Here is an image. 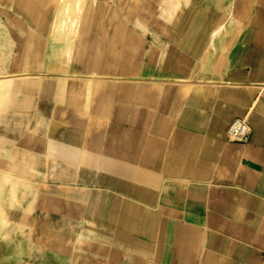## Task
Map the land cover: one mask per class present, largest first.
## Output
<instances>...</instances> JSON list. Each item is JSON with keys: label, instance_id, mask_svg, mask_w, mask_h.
<instances>
[{"label": "crops", "instance_id": "1", "mask_svg": "<svg viewBox=\"0 0 264 264\" xmlns=\"http://www.w3.org/2000/svg\"><path fill=\"white\" fill-rule=\"evenodd\" d=\"M158 1L147 0L145 11L124 25L118 22H127L126 15L107 13L102 0H58L53 17L23 13L21 0H0L14 12L0 20L19 71H46L31 116L66 117L72 124L61 132L78 137L85 127L83 151L64 139L59 148L78 158L80 177L71 183L89 189L74 214L92 218V264H264V27L241 29V40L222 49L219 63L205 61L200 79L190 55L167 61L163 39L174 35L190 7L168 36L157 19ZM249 8L264 25V0ZM46 20L53 21L50 32L60 44L49 46L40 63L49 37L36 22ZM237 24L231 17L218 26L212 46ZM101 26L95 41H85ZM75 75L96 76L88 124H76ZM237 117L248 118L247 143L228 139ZM63 159L57 176L47 180L50 191L35 205L40 234L43 226L69 222L60 187L70 182Z\"/></svg>", "mask_w": 264, "mask_h": 264}, {"label": "bare ground", "instance_id": "2", "mask_svg": "<svg viewBox=\"0 0 264 264\" xmlns=\"http://www.w3.org/2000/svg\"><path fill=\"white\" fill-rule=\"evenodd\" d=\"M191 2L192 0H162L157 19L162 23V30L166 35H170L169 27L174 29L177 26ZM12 50L9 29L5 23H0V56L2 52L8 53L3 60L6 67L8 58L14 56ZM94 77L96 76L78 78L79 93L83 98L77 103L76 124L80 125V121L88 124L92 119L89 110ZM44 79L42 74H34L28 70L0 73V264H92L88 254L91 249L92 218L86 213H82L78 219L74 216L78 204L87 202L89 189L71 183L77 182L80 177L78 158L59 148V140L64 139L68 147L72 148L74 145L77 147L74 148L83 151L86 131L85 128H80L82 133L79 137L77 134L62 133L60 128L72 123L68 118L56 115L48 120L35 118L36 121L32 122L35 117L31 113L35 109L36 90ZM253 110L263 111L255 106ZM18 117L26 121L27 126L26 131L21 130L19 138H16L10 119L14 118V122ZM38 147L40 151H37ZM62 158L68 163L69 170L70 182L60 185L67 197L69 222L63 228L48 229L43 226L38 247L32 236L34 220L30 223L25 221L30 226V231L23 232V219L15 216L22 203L19 196L32 197L23 210L25 213L31 211L40 195L50 191L47 180L57 176ZM24 254L34 257V260L25 261L22 259Z\"/></svg>", "mask_w": 264, "mask_h": 264}, {"label": "rangeland", "instance_id": "3", "mask_svg": "<svg viewBox=\"0 0 264 264\" xmlns=\"http://www.w3.org/2000/svg\"><path fill=\"white\" fill-rule=\"evenodd\" d=\"M47 1V4L35 5V4H29L28 0H21L20 6H22L23 13L32 11L34 13L43 12L46 14H51L53 17V13L57 8V2L58 0H44ZM254 0H193L192 5L186 12L182 23L180 24L179 28L176 30L174 35L171 38L163 37L164 40L167 41L169 45V53L168 58L171 61L173 58L177 56L180 57L181 61H184L185 55H190L192 59H195L198 63V74L196 75L200 79H204V74L206 72V66L205 61L210 62L213 60V62H218L223 59V53L222 49H228L232 46H235L240 40L241 36H239V32L241 29H260L263 28L264 25L260 20H257L254 15V10H250L249 6L250 3ZM103 3L107 4V13H122L126 15L128 18L127 22H118L123 23L124 25L130 22V19L135 17V13H139L140 9L144 10L145 4L147 0H102ZM256 2V1H255ZM159 1L157 0V4ZM14 13L13 10L5 6V4L0 3V16L4 14ZM235 18L238 21V24L236 27H234L233 32L230 33V35L224 39L221 40L220 38H217L214 43L216 48H214L211 44L212 40V33L213 31L223 24L224 22H227L228 19ZM53 21H38L36 22L37 25L40 24L42 29H44L43 34H45L49 39L45 40L41 44V50H42V59L38 60V62H43V55L44 51L48 49L49 46H52V44L59 43L55 39H53V34L50 32V27ZM0 23H4L0 20ZM25 23V22H20ZM134 23V22H133ZM135 25V24H134ZM39 27V26H38ZM135 27V26H134ZM40 28V27H39ZM137 28V27H135ZM102 30L101 28L98 29V32L92 33L89 37H86L85 41L92 40L95 41L97 36L100 34ZM150 34V33H149ZM152 40L155 43V36L151 34ZM27 41V39H26ZM83 41L82 39H78L77 42ZM12 42V40H11ZM150 43V45H154V43ZM60 44V43H59ZM50 48V47H49ZM1 55V54H0ZM8 56L7 52H2V56H0V73L10 71H17L20 72V67L17 62H14L13 57L8 58V66L6 67V64L4 63L5 57ZM212 58V59H211ZM172 62V61H171ZM170 62V63H171ZM7 68V69H6ZM36 71V73L34 72ZM34 74H42L45 78L47 77L46 71L43 68H37L33 69L32 71ZM69 75V78L71 79L72 76H70V73L67 72ZM76 74V73H75ZM78 75V74H77ZM75 75L74 78L78 82V76ZM187 78V77H186ZM72 80V79H71ZM40 88L42 85L39 86ZM80 100H82L83 96L81 93ZM256 107V106H255ZM32 114V113H31ZM7 117H11L10 115H7ZM14 119V118H13ZM11 120V126L13 125L15 128V137L19 138L20 131L25 130V127L27 126L26 121H22L21 118H16L13 122ZM44 119V118H41ZM32 122H35V117L32 119ZM83 121H80L81 123ZM85 128V127H84ZM26 131V130H25ZM72 134V133H71ZM37 151H40L39 147L37 148ZM32 198L31 196L27 197V195L19 196V199L22 200V203L20 206H18V211L15 212V216L21 217L23 221H21L22 228L21 230L23 232L30 231V226L25 223V221H28L30 223L31 220H34L35 223V229L33 231V239L35 243H37L38 247V240L39 236H41L40 229L36 226V203L33 205L34 208L31 209V211L25 213V208L28 206L29 201ZM42 199L40 196L39 201ZM38 201V202H39ZM37 202V204H38ZM76 217V214H74ZM74 217V220H75ZM39 220V218H38ZM26 227V228H25ZM92 249V248H91ZM89 250L90 253L92 250ZM25 261H33L34 257H30L28 254H24L23 258Z\"/></svg>", "mask_w": 264, "mask_h": 264}, {"label": "built area", "instance_id": "4", "mask_svg": "<svg viewBox=\"0 0 264 264\" xmlns=\"http://www.w3.org/2000/svg\"><path fill=\"white\" fill-rule=\"evenodd\" d=\"M228 139L232 142L247 143L250 140L251 128L246 117L235 118L227 130Z\"/></svg>", "mask_w": 264, "mask_h": 264}]
</instances>
